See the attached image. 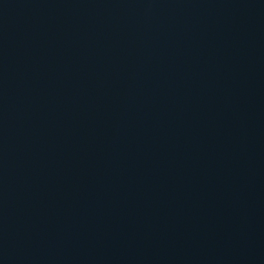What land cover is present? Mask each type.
Wrapping results in <instances>:
<instances>
[{"label":"water","instance_id":"water-1","mask_svg":"<svg viewBox=\"0 0 264 264\" xmlns=\"http://www.w3.org/2000/svg\"><path fill=\"white\" fill-rule=\"evenodd\" d=\"M0 264H264V0H0Z\"/></svg>","mask_w":264,"mask_h":264}]
</instances>
